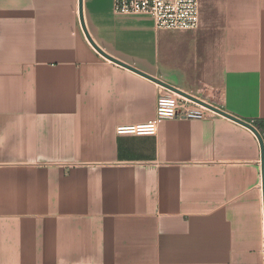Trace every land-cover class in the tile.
Here are the masks:
<instances>
[{"label": "crops", "instance_id": "obj_1", "mask_svg": "<svg viewBox=\"0 0 264 264\" xmlns=\"http://www.w3.org/2000/svg\"><path fill=\"white\" fill-rule=\"evenodd\" d=\"M108 55L264 136V0L158 29L83 0ZM166 88L103 56L79 0H0V264H264L261 146L219 113L151 120Z\"/></svg>", "mask_w": 264, "mask_h": 264}, {"label": "built area", "instance_id": "obj_2", "mask_svg": "<svg viewBox=\"0 0 264 264\" xmlns=\"http://www.w3.org/2000/svg\"><path fill=\"white\" fill-rule=\"evenodd\" d=\"M118 14H145L154 19L156 28L191 30L200 24V0H113ZM217 112L166 89L159 94L156 114L151 120L123 124L116 128L119 135H156L159 123L166 119H203Z\"/></svg>", "mask_w": 264, "mask_h": 264}, {"label": "water", "instance_id": "obj_3", "mask_svg": "<svg viewBox=\"0 0 264 264\" xmlns=\"http://www.w3.org/2000/svg\"><path fill=\"white\" fill-rule=\"evenodd\" d=\"M79 11H80V19H81V24H82V27H83V30H84V32H85V34H86V36H87V38H88V40L90 41V43L103 55V56H105L106 58H108V59H110V60H112V61H115V62H117V63H120V64H122V65H124V66H126V67H129V68H131V69H133V70H135V71H137V72H139V73H141V74H143V75H145V76H147V77H149L150 79H152V80H154L155 82H157V83H159L160 85H162V86H164L166 89H168V90H171V91H173V92H175V93H177V94H179V95H181V96H184V97H186V98H188V99H190V100H192V101H194V102H196V103H198V104H200V105H203V106H205V107H207V108H209V109H211V110H213V111H215V112H217V113H219V114H221V115H224V116H227V117H229V118H231V119H234L235 121H237V122H239V123H242L243 125H245V126H247V127H249L251 130H253V132H255V134L257 135V137H258V139H259V142H260V146H261V164H262V178H263V195H264V136L261 134V132L259 131V129L256 127V126H254L253 124H251V123H249V122H246V121H244V120H241V119H239V118H236V117H234V116H231L230 114H228L227 112H225L224 110H222V109H220V108H218V107H216V106H214V105H212V104H210V103H207V102H205V101H203V100H201V99H199V98H196V97H194V96H192V95H190V94H187L186 92H183V91H181V90H179L178 88H176V87H173V86H171L170 84H168V83H166V82H164L163 80H161V79H159V78H156V77H153V76H149V75H147V74H145V73H143V72H141V71H139V70H137L136 68H134L133 66H130V65H128V64H125V63H123V62H121V61H119V60H117V59H115V58H113L112 56H110V55H108L106 52H104L95 42H94V40L91 38V36H90V34H89V32H88V30H87V27H86V25H85V21H84V18H83V0H79Z\"/></svg>", "mask_w": 264, "mask_h": 264}]
</instances>
